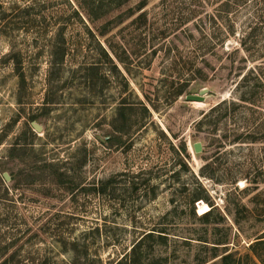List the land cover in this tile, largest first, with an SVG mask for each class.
I'll list each match as a JSON object with an SVG mask.
<instances>
[{"label": "rangeland", "instance_id": "1", "mask_svg": "<svg viewBox=\"0 0 264 264\" xmlns=\"http://www.w3.org/2000/svg\"><path fill=\"white\" fill-rule=\"evenodd\" d=\"M120 1L0 0V264H264V0Z\"/></svg>", "mask_w": 264, "mask_h": 264}, {"label": "trees", "instance_id": "2", "mask_svg": "<svg viewBox=\"0 0 264 264\" xmlns=\"http://www.w3.org/2000/svg\"><path fill=\"white\" fill-rule=\"evenodd\" d=\"M125 2V0H121L119 3H118V5H120V4H122V3H124ZM143 5H141V7H142ZM141 7H139V9L141 8ZM145 15V13H140L139 14V17H142V16H144ZM107 25V24H106ZM106 27V26H105ZM258 29V27H253V29H252V32L251 33H253V35H255V31H257V29ZM103 32H105V31H103ZM250 33V34H251ZM242 47H243V50H245L246 51V53L250 56V57H252V58H254V57H256V59H261V58H264V40H262L261 41V39H255V40H244V41H242L241 42V44H240ZM239 49L238 48H235V49H233V52H236V51H238ZM249 56H247V57H245V59H247V58H249ZM263 63H261V64H259L257 67H255L254 68V70L255 69H257L256 70V72L258 73V75H257V78H256V82H253L252 83V87L248 90V91H242V93H241V95H240V98H239V101H236V100H230V99H227V98H225V99H223L222 101H220L219 103H217V104H215L214 106H212L211 107V111H217L218 109H222V107L224 106V105H229V107H235V105H241L242 104V102H247L248 100H250V98H252V96H254V94L256 93V91H257V88L259 87V83H263V81H264V65H262ZM242 66L243 65H240V67L239 68H242ZM244 69H245V67L243 68V70H241V74L243 73V77H242V79L240 80V82L237 84V85H239L240 87H243V86H245V85H247L248 83V76H247V72L246 71H244ZM253 70V69H252ZM240 73H239V75H240ZM259 82V83H258ZM249 85V84H248ZM247 85V86H248ZM180 93H182V92H180ZM250 93V94H249ZM148 101L149 102H153V100L151 99V97H148ZM241 101V102H240ZM239 102V103H238ZM219 111V110H218ZM226 114H228V111H226L225 113H223V115H226ZM222 116V115H221ZM214 121L213 122H217L219 119H213ZM204 123H205V120H204V117H202L201 119H198L197 121H196V123H195V127H196V129L198 130V131H201L202 130V128H203V126H204ZM251 138V139H250ZM241 139V142H243V141H248V140H250V141H256L257 140V137H249V135L248 136H242V135H240V137H238V138H236V139H234L235 141H237V140H240ZM216 140V139H215ZM181 150L185 153V154H190L189 153V151H188V146H187V142H186V140H182V144H181ZM202 169H204V166H202ZM203 171V170H202ZM108 182V181H107ZM107 182H106V184L103 186H98V187H93L94 188V190L96 191V192H98V193H101V192H105L106 190H107ZM203 197L202 196H200V195H198L197 196V198L194 200V202L195 201H199L200 199H202ZM211 210H212V208L210 209V210H208L207 212H204L203 214H200V217L201 218H203V219H208V216L211 214ZM193 212H194V214L195 215H198V213H197V211H196V206H194V209H193ZM165 231H159L157 234H158V237L159 238H161L160 240H162L161 242H163L164 241V239H166V237H167V235L166 234H163ZM155 234H156V231H154V230H152V231H148V232H146L135 244H134V246H133V248H132V255H136L137 254V252H139L142 248H143V246H145L146 245V242H147V239L148 238H150V237H153V236H155ZM260 241H262V240H260ZM260 241H257V242H260ZM255 244L256 243H252V245H251V248L253 249V248H255ZM232 258H234V256L232 255V254H226V255H224L223 256V261H225L226 263H229L230 261H232ZM130 260H131V263H133V264H138L139 263V260L138 259H135L134 261H132V259H131V257H130Z\"/></svg>", "mask_w": 264, "mask_h": 264}, {"label": "water", "instance_id": "3", "mask_svg": "<svg viewBox=\"0 0 264 264\" xmlns=\"http://www.w3.org/2000/svg\"><path fill=\"white\" fill-rule=\"evenodd\" d=\"M209 92L208 88H203L199 93H190L186 95V98L190 101L192 100H197V101H204L207 97V94ZM33 126L38 129L41 130L43 125L37 121H33L32 122ZM194 149L196 152H201L203 150V143L202 141H196L194 143Z\"/></svg>", "mask_w": 264, "mask_h": 264}]
</instances>
